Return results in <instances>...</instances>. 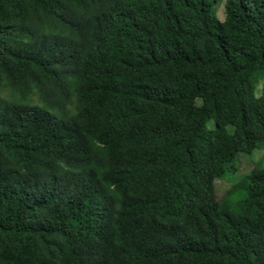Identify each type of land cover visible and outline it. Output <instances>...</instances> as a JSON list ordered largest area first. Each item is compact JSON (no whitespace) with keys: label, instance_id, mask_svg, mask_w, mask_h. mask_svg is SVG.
<instances>
[{"label":"trees","instance_id":"trees-1","mask_svg":"<svg viewBox=\"0 0 264 264\" xmlns=\"http://www.w3.org/2000/svg\"><path fill=\"white\" fill-rule=\"evenodd\" d=\"M220 2L0 0V264H264V166L214 187L264 149V0Z\"/></svg>","mask_w":264,"mask_h":264},{"label":"rangeland","instance_id":"rangeland-1","mask_svg":"<svg viewBox=\"0 0 264 264\" xmlns=\"http://www.w3.org/2000/svg\"><path fill=\"white\" fill-rule=\"evenodd\" d=\"M224 3L225 0H221L217 6V15L223 20L224 19ZM261 85L257 88L259 93ZM208 126H213V121L208 122ZM258 165L264 166V149H257L252 152L251 155L244 153L238 154L234 162L230 164V170L226 173L223 178L216 179L214 183L215 192L217 196H222L231 186L239 181L242 176L249 173L253 168Z\"/></svg>","mask_w":264,"mask_h":264}]
</instances>
